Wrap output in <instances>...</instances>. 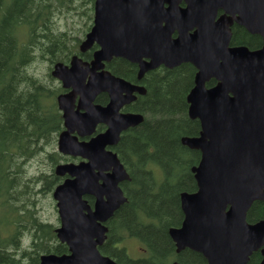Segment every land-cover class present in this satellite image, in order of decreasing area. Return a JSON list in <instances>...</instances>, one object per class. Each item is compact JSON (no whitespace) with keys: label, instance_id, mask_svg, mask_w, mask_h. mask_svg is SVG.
Returning a JSON list of instances; mask_svg holds the SVG:
<instances>
[{"label":"water","instance_id":"95a60500","mask_svg":"<svg viewBox=\"0 0 264 264\" xmlns=\"http://www.w3.org/2000/svg\"><path fill=\"white\" fill-rule=\"evenodd\" d=\"M180 1L96 0L94 24L80 44L85 50L98 43L92 60L74 54L69 64H54L51 75L70 88L56 98L64 125L57 150L82 160L54 168L64 177L52 191L59 218L54 231L68 253H43L39 264H118L98 246L107 237L104 222L126 201L119 182L129 175L106 146L143 121L141 113L120 109L134 91L146 90L106 69L112 57L138 63L139 78L160 65L196 67L186 101L200 130L180 140L200 152L191 167L197 188L180 193L183 219L168 230L176 250L199 252L207 264H246L259 249L264 264V217L246 219L252 203L264 201V0H183L185 7ZM218 9L224 14L216 20ZM233 21L259 34L262 46H229ZM211 78L216 83L207 86ZM101 92L109 96L105 105L94 103ZM99 123L103 132L78 139ZM86 195L96 198L93 207Z\"/></svg>","mask_w":264,"mask_h":264},{"label":"trees","instance_id":"16d2710c","mask_svg":"<svg viewBox=\"0 0 264 264\" xmlns=\"http://www.w3.org/2000/svg\"><path fill=\"white\" fill-rule=\"evenodd\" d=\"M77 2L88 4L90 0H0V264H21L24 256L31 258V264H38L42 252L67 251L65 244L57 242L54 226L44 222L32 207L35 183L41 180L40 192L47 193L62 178L52 172L31 179L24 165L52 149L62 128L56 103L58 85L31 71L32 49L40 48V56L63 51L64 56H57L56 61L68 60L74 51L60 44L52 29V17L56 10L78 8ZM233 37V42L254 44L240 27ZM255 41V46L260 44L259 37ZM107 69L130 81L135 78V66L123 59L109 62ZM195 71L190 63L160 66L147 72L141 81L146 93L132 106L144 120L124 131L115 148L130 176L122 184L127 201L112 217L107 240L100 247L103 254L120 264H128L129 253L121 246L128 236L138 238L147 251L146 260L135 264H168L173 257L183 264H207L193 250L174 253L167 233L183 218L180 193L197 188L191 167L198 163L200 152L180 140L200 130L198 119L187 114L186 95ZM215 82L210 79L206 85ZM47 158L52 168L61 161L55 149L48 151ZM263 217L264 201L256 200L246 219L253 223ZM27 233L31 249L23 246ZM260 260L258 250L247 264H259Z\"/></svg>","mask_w":264,"mask_h":264},{"label":"rangeland","instance_id":"374dc122","mask_svg":"<svg viewBox=\"0 0 264 264\" xmlns=\"http://www.w3.org/2000/svg\"><path fill=\"white\" fill-rule=\"evenodd\" d=\"M91 1L92 0H90L88 4L87 2H77L76 5L78 6V8L75 7L70 9L67 7L66 9L61 11L56 10L55 14L53 15L52 29L54 30L56 37H58L59 42L61 41L60 44L65 43L64 49L68 48L69 50H73L75 52L77 50L79 42L84 38L85 31L87 29V26L89 25L91 17ZM62 52L63 51H59L56 53L45 52V54L40 56L41 50L40 48L35 46V48L32 49L34 58L29 65L31 71L36 73L39 77L44 78L49 84L51 81H53L56 85H58V81L50 76V71L53 62L56 61V57L64 56L63 54H61ZM53 149L57 150L56 142L54 143L52 149L45 151L44 153L27 163V166L25 168L27 171V177L39 175L44 178V176H46L47 174L50 175L53 172L50 160L47 158L48 151H51ZM60 162H64V160H61ZM40 181H37L38 184L35 183L32 188V190H34V194L32 192V196L36 199L35 204L32 207L33 209H36L37 214L44 222L50 223L54 227H57L59 225V218L55 200L52 198L51 191L47 193L40 192V189L42 187ZM0 217H2L1 212ZM126 242L127 248L130 253H132L134 256L138 254L140 255L139 245L137 241L135 242L130 239ZM52 243L54 244L56 243V241L54 240V242L52 241ZM31 244L32 243L30 242L29 234L27 233L26 237L23 240V246L29 247L28 249H31ZM22 261L25 264H29L31 258L28 256H24L22 257Z\"/></svg>","mask_w":264,"mask_h":264},{"label":"flooded vegetation","instance_id":"af4514ba","mask_svg":"<svg viewBox=\"0 0 264 264\" xmlns=\"http://www.w3.org/2000/svg\"><path fill=\"white\" fill-rule=\"evenodd\" d=\"M95 2H96V0H92L91 1V17H90V21H89V25L87 26V29H86V31H85V34L90 30V28L92 27V25L94 24V20H95ZM179 6L180 7H185L186 6V3L183 1V0H181L180 2H179ZM222 14H224V11L222 10V9H218L217 10V13H216V16H215V19L217 20ZM238 27H240V28H242L243 30H245V33L247 34V36H248V38L250 39V40H253L254 41V44L256 43V41L255 40H257V38L259 37L260 38V44L259 45H254V44H252V43H247V44H245V43H236V42H233V35H234V33L236 32V30L238 29ZM194 30V28L193 29H191L190 31H193ZM230 31H231V37H230V41H229V46H246L248 49H250V50H255V49H258V48H260L261 46H262V37L259 35V34H255V33H250V32H248L246 29H245V27L244 26H242V25H239L238 23H236L235 21H233L232 22V24L230 25ZM177 35V32H174L173 33V36H176ZM85 37V36H84ZM84 39V38H83ZM82 39V40H83ZM81 40V41H82ZM81 41L79 42V44H78V46H77V51L76 52H74V53H72L70 56H69V58H68V60L67 61H63V63L64 64H69V61H70V58H71V56H73V54H76V55H78L83 61H86V62H90L91 60H92V58H93V54H94V52L96 51V50H98V48H99V45H98V43L96 42V41H94L93 43H92V45H91V47H89V48H87V49H85V50H80V43H81ZM123 59V60H125V61H127L129 64H131V65H134L135 66V78H133L132 79V81H130V80H128V79H126L127 81H129V82H132V83H134V84H136V85H142V86H144L142 83H141V81H142V79H143V77L146 75V73L147 72H149V71H152V70H154V69H156V68H158V67H160V66H163V67H165L164 65H160V66H158V67H156V68H154V69H150V70H148V71H146L140 78L138 77V71H139V66H138V63H136V62H133V61H131V60H128V59H126V58H122V57H112L111 58V60L110 61H108V62H105V68H107V64L109 63V62H111V61H113L114 59ZM144 60H149V59H147V58H143ZM56 63V62H55ZM182 63H190V62H182ZM181 63V64H182ZM54 64V63H53ZM191 64V63H190ZM180 65V64H179ZM193 65V64H192ZM53 66V65H52ZM178 66V65H177ZM194 66V65H193ZM176 67V66H175ZM195 67V66H194ZM173 68V67H172ZM52 69V68H51ZM195 69H196V67H195ZM196 72V71H195ZM50 76H51V74H50ZM52 78H54L53 76H51ZM54 79H56V78H54ZM213 79V78H212ZM57 81H58V93H57V95L58 94H60V93H65V92H68L69 90H70V88H64L63 86H62V84H61V82L58 80V79H56ZM214 80V79H213ZM145 87V86H144ZM146 89V88H145ZM146 93V92H145ZM145 93H139V92H136V91H134V99H132L130 102H128V103H126V104H124L123 106H122V108L120 109V111L121 112H134V113H141V112H139V111H135L133 108V104L138 100V98L141 96V95H144ZM56 95V96H57ZM101 97V98H100ZM77 98H78V96L76 97V100H75V102H77ZM109 101V96H108V94L107 93H105V92H101V93H99V94H97V96L95 97V100H94V103H98V104H101V105H105L107 102ZM61 112V111H60ZM142 114V113H141ZM143 115V114H142ZM144 116V115H143ZM61 117H62V112H61ZM140 124V123H139ZM138 124V125H139ZM138 125H136V126H138ZM136 126H133V127H136ZM133 127H130V128H133ZM105 128H106V126L104 125V124H101V123H99V124H97L96 125V127H95V130L91 133V134H85V135H78V139L79 140H84V141H88L90 138H92L93 136H95L96 134H98V133H100V132H103L104 130H105ZM64 129V125H63V118H62V128L60 129V131L58 132V134H57V137H58V135H59V133L62 131ZM129 129V128H128ZM127 129V130H128ZM124 131H126V130H124ZM123 131V132H124ZM57 137H56V139H57ZM119 142V141H118ZM118 144V143H117ZM117 144H115V145H107L106 146V148L107 149H110V150H112V151H114L116 154H117V156H118V153H117V151L115 150V148H116V146H117ZM61 156V159L60 160H64V162H70V161H73V162H79V161H81L82 160V158L81 157H78V156H76V157H74V156H71V155H67V154H61L60 155ZM118 158H119V156H118ZM120 159V158H119ZM27 166V163H25V165H24V167H26ZM127 181L129 180V179H126ZM126 180H122L121 182H119V185H120V187L123 189V186H122V184L124 183V181H126ZM123 192H124V194H125V196L127 197V194H126V192H125V190L123 189ZM85 198L87 199V201H88V203L93 207V204H94V201H95V197L93 196V195H86L85 196ZM124 204V203H123ZM123 204H121L120 206H122ZM120 206L116 209V211L120 208ZM116 211H114V213H113V215H111L105 222H104V224L108 227V230H109V223H111V221H112V217L114 216V214H115V212ZM179 226V225H178ZM171 227V226H170ZM169 227V228H170ZM173 227H175V226H173ZM169 228L167 229V233H168V230H169ZM107 235H108V231H107ZM169 235V234H168ZM169 237H170V235H169ZM132 240V241H137V243H138V245H139V252H140V255L138 254V255H136V256H134L132 253H130L129 252V250H128V248H127V245H126V241H128V240ZM170 239H171V237H170ZM106 240H107V238H105V240H104V242L100 245V246H98V250L100 251V253H102L103 254V252L100 250V247L106 242ZM171 241L173 242V244H174V253H180L182 250H184V249H186L187 247H185V248H183V249H181V250H179V251H177L176 250V245H175V243H174V241L171 239ZM121 246H124L125 247V249H126V251L129 253V256H127L126 257V263H128V264H135V262L136 261H138V260H146V258H145V256H146V253H147V251L145 250V249H143L144 248V246L142 245V244H140V242H139V240H138V238H135V237H132V236H128V238H126L125 239V241L121 244ZM187 249H189V248H187ZM191 250V249H190ZM259 250V249H258ZM258 250H256V251H258ZM68 251V250H67ZM66 251V252H67ZM194 251V250H193ZM196 252V251H195ZM255 252V251H254ZM259 252H260V250H259ZM21 253H24V252H21ZM27 253H28V251H27ZM68 253V252H67ZM197 253H199V252H197ZM204 259H205V257L201 254V253H199ZM104 255H106V254H104ZM107 256H109V255H107ZM39 257H40V255H39ZM110 258H112L111 256H109ZM115 262H117L114 258H112ZM206 260V259H205ZM174 262H178V263H181V262H179L178 261V259L176 258V257H173V258H171L170 260H169V263L168 264H173ZM118 263V262H117ZM21 264H25L23 261H22V258H21ZM29 264H31V262L29 263ZM38 264H39V262H38ZM118 264H120V263H118ZM139 264H143V263H139ZM181 264H183V263H181ZM247 264V263H246Z\"/></svg>","mask_w":264,"mask_h":264}]
</instances>
